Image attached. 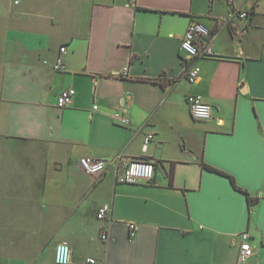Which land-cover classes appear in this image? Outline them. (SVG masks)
<instances>
[{
  "label": "crops",
  "instance_id": "obj_1",
  "mask_svg": "<svg viewBox=\"0 0 264 264\" xmlns=\"http://www.w3.org/2000/svg\"><path fill=\"white\" fill-rule=\"evenodd\" d=\"M192 20L215 55L183 62ZM190 94L209 119L190 116ZM81 156L105 171L86 175ZM136 158L154 163L152 180L117 182ZM242 232V264H264V0H0V264H55L63 241L68 264H237Z\"/></svg>",
  "mask_w": 264,
  "mask_h": 264
},
{
  "label": "built area",
  "instance_id": "obj_2",
  "mask_svg": "<svg viewBox=\"0 0 264 264\" xmlns=\"http://www.w3.org/2000/svg\"><path fill=\"white\" fill-rule=\"evenodd\" d=\"M228 5L233 4V0H225ZM240 18H246L248 13L246 11H238ZM180 50L183 53V62L196 59L198 57L214 56L212 33L201 22L192 20L186 27V30L180 41ZM65 53V47L62 46L59 49V54L56 56L53 62V69L60 71L65 68L63 54ZM129 65L122 66L116 75L121 78L128 77ZM200 66L192 64L186 69L185 75L189 82H195L199 77ZM75 94L73 88H66L59 92L57 95L56 105L58 108H64L70 104L72 97ZM185 102L188 106L190 116L199 121L207 120L211 117L212 106L203 101L199 95L190 94L185 98ZM92 110H98L96 104L92 105ZM112 120L121 126H125L129 123V119L126 115L119 111H114L109 115ZM152 138V134H147L144 137V143L147 144ZM115 164L118 163L117 159L111 161ZM107 161L102 158H94L91 156H81L77 159V165L80 170L89 176H96L102 174L106 167ZM154 163L147 160H130L123 162L121 169L115 171V180L119 183L134 184L139 181L149 183L153 178ZM111 212L109 204H101L96 210V218L99 220L105 219ZM131 230H135V224L129 225ZM100 240L107 241L109 239L107 229L103 227L100 231ZM240 246L237 256V264H242L246 259L252 256L253 250L248 241V233L242 232L239 234ZM70 260V247L67 242H59L54 247L53 261L55 264H68ZM87 263L93 264L94 260L88 258Z\"/></svg>",
  "mask_w": 264,
  "mask_h": 264
},
{
  "label": "trees",
  "instance_id": "obj_3",
  "mask_svg": "<svg viewBox=\"0 0 264 264\" xmlns=\"http://www.w3.org/2000/svg\"><path fill=\"white\" fill-rule=\"evenodd\" d=\"M205 167H207L208 169H211V170H213V171H216L215 169H213V168H211V167H209V166H206V165H205ZM230 180H231L233 186H234L235 188L239 189V188L235 185L233 178L230 177ZM246 198H247V202H248L249 204H251V203L254 202V199L251 198L250 196L247 195Z\"/></svg>",
  "mask_w": 264,
  "mask_h": 264
},
{
  "label": "rangeland",
  "instance_id": "obj_4",
  "mask_svg": "<svg viewBox=\"0 0 264 264\" xmlns=\"http://www.w3.org/2000/svg\"><path fill=\"white\" fill-rule=\"evenodd\" d=\"M5 262H9V260H8V259H6V260H5Z\"/></svg>",
  "mask_w": 264,
  "mask_h": 264
},
{
  "label": "water",
  "instance_id": "obj_5",
  "mask_svg": "<svg viewBox=\"0 0 264 264\" xmlns=\"http://www.w3.org/2000/svg\"><path fill=\"white\" fill-rule=\"evenodd\" d=\"M135 160H141V159L136 158Z\"/></svg>",
  "mask_w": 264,
  "mask_h": 264
}]
</instances>
